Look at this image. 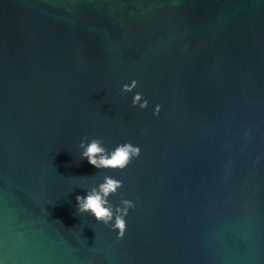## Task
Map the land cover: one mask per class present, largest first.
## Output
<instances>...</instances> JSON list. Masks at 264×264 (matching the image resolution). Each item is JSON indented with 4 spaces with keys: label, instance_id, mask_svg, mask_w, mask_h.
I'll return each instance as SVG.
<instances>
[{
    "label": "water",
    "instance_id": "1",
    "mask_svg": "<svg viewBox=\"0 0 264 264\" xmlns=\"http://www.w3.org/2000/svg\"><path fill=\"white\" fill-rule=\"evenodd\" d=\"M84 137L141 156L98 172ZM107 174L121 241L76 213ZM0 259L264 264V0H0Z\"/></svg>",
    "mask_w": 264,
    "mask_h": 264
},
{
    "label": "clouds",
    "instance_id": "2",
    "mask_svg": "<svg viewBox=\"0 0 264 264\" xmlns=\"http://www.w3.org/2000/svg\"><path fill=\"white\" fill-rule=\"evenodd\" d=\"M138 82L133 79L130 83H125L121 87V95L133 94L131 104L133 108H139L141 111L148 109L149 101L142 93L136 92ZM161 106L156 105L153 110V116H159ZM143 131L141 135H143ZM80 160H86L98 172L116 173L124 172L130 164L140 158L141 148L131 142H123L109 149L100 138L84 137L78 144ZM77 188L84 190L85 195L76 196L77 215H87L95 219L97 224H102L111 232L116 234V240L124 239L127 230V217L130 211H134L136 204L124 197L121 193L123 181L117 177L107 174L102 181L93 186L81 179L76 184ZM120 193L118 204H113L112 197ZM47 212V210H44ZM86 241V240H84ZM87 242V241H86ZM0 264H5L0 259Z\"/></svg>",
    "mask_w": 264,
    "mask_h": 264
}]
</instances>
